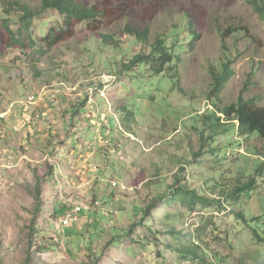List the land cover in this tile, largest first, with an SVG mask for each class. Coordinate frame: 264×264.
Wrapping results in <instances>:
<instances>
[{
    "label": "rangeland",
    "instance_id": "rangeland-1",
    "mask_svg": "<svg viewBox=\"0 0 264 264\" xmlns=\"http://www.w3.org/2000/svg\"><path fill=\"white\" fill-rule=\"evenodd\" d=\"M44 1L0 0V264H178V253L154 241L145 225L136 229L150 238L147 248L131 241L129 229L157 199L168 212L177 210L173 204L188 215L193 205L201 212L186 218L184 227L191 230L168 242L196 237L192 228L211 218L204 239L220 259L264 264L263 180L253 196L226 210L213 205L204 212L196 203L234 187L241 169L256 174L264 162V140L243 138L230 125L229 131L218 128L217 142L241 143L237 154L235 147L219 150L218 143L201 153L204 126L192 124L212 112L222 117L220 110L241 95L264 108V13L257 8L264 0H82L102 19L72 26L45 9ZM14 2L36 14L30 30L17 6L9 10ZM7 25L21 43H12ZM128 27L148 29V40L124 35ZM172 28L182 29L184 42L177 44ZM52 31L63 34L53 48L47 40ZM95 31L112 40L102 44ZM189 33L199 35L192 48ZM166 34L179 58L165 75L178 77L179 89L174 80H167L171 88L159 85L149 68L142 75L123 67ZM228 59L233 76L215 107L205 98L211 72ZM77 103L80 121L63 126L70 120L64 109L71 116L68 107ZM124 105L127 111L118 112ZM158 182L161 188L153 186ZM67 205L88 208L70 229L61 226L70 213L64 216L60 207ZM159 210L149 216L160 218ZM241 211L245 218L235 220L233 212Z\"/></svg>",
    "mask_w": 264,
    "mask_h": 264
},
{
    "label": "trees",
    "instance_id": "trees-1",
    "mask_svg": "<svg viewBox=\"0 0 264 264\" xmlns=\"http://www.w3.org/2000/svg\"><path fill=\"white\" fill-rule=\"evenodd\" d=\"M261 2L262 0H258ZM257 2V3H259ZM11 6L13 8L9 10H14V8L17 6L20 11H22V21H23V26L25 28H29L30 24L33 23V20L36 16V14L29 8V7H23L19 2H14V4L11 3ZM260 7V8H259ZM44 8L48 9L50 11L57 12L58 14L62 15L63 17H66L68 20L69 26H72L74 23H91L95 24L101 21L102 18L101 14L97 12L95 8H87L84 7L82 4V0H45L44 1ZM258 11L263 14L264 13V6H258ZM8 10L7 15L10 16L11 13ZM8 22V21H6ZM187 27H191V25H187L184 23ZM10 37L12 38V43L13 44H19L21 43V40L17 37L15 34V31L10 29L8 25L6 26ZM72 27H69V30ZM182 29L178 28H172L171 34L175 35V40L177 44H180L181 42H184L183 39L180 36V31ZM97 32V39L101 41L102 44L108 45V41L112 40V37L109 35H105L104 33H99L100 31H95ZM189 32V31H188ZM192 32V31H191ZM233 30L229 31V34H232ZM124 35H129L137 39L138 41L141 42H146L149 38V30L145 31H140L138 28H126V30L123 32ZM192 33H189V37L192 40L195 38L197 39V35H191ZM32 35V34H31ZM63 34H59L55 31H52L50 34V37H48L47 40L50 41V47L53 48L54 45H56L60 38L62 37ZM223 35V38L226 40L227 35ZM175 43V42H174ZM172 46L171 42V37L169 35H165L164 37H160L158 40H156L152 45L149 46L148 52L144 51L143 53H140L139 55H135L132 57L131 60H129L128 64H124L123 67L124 69L129 72V73H141L143 75L144 70L146 68H149V71L154 73V76H161L158 79V82L160 83L161 81L164 82L166 80V77L164 73L166 72L167 66H171L174 64L176 61L177 55L174 52V49ZM225 49V48H224ZM232 60L228 59L227 63H224L221 65V70L220 72H216L215 70H212L211 75H212V84L210 87V90L207 92V95L205 98L208 101H211L212 104L215 107L219 106L220 100H219V92L222 90V88L227 84L230 78L233 76V71L230 69V64ZM173 70V67H170ZM127 75L122 76L121 78H126ZM120 78V79H121ZM175 83V82H174ZM194 100V99H193ZM62 104H65L64 102ZM71 111V116L67 114V109H64L65 112H63L64 118L68 116L70 118L69 121H66L65 127L71 126L72 123H77L80 120H78V117L81 115L80 109L78 108V103L73 104L70 107ZM127 106L124 105L122 107L118 108V112H126L127 111ZM222 117H218V114L216 112L209 113L203 117V122L200 121V118L197 119L196 121H193V126L199 122L201 126H204V129L201 130L200 132V137H199V143L201 144V153L204 152V148L206 145L209 143H218L217 140L219 138L218 128H225V130L229 131L230 124H232L236 134L240 135L241 137L248 138V137H258L259 139L264 140V108H260L258 106L253 105L250 101L244 100L242 97L238 100V102L235 105H230L228 107H224L220 110L219 113ZM224 118L223 121H225L226 124L222 125L221 121ZM230 123V124H229ZM222 126V127H221ZM48 131L51 132V136H53V128H51L50 124H48ZM219 144V143H218ZM231 147H235L236 149V154L238 153V150L241 147V144L238 145H233L229 144L227 142H222L219 144L218 149L219 150H229ZM211 149L210 151H212ZM208 151V152H210ZM207 154V153H206ZM234 154V155H236ZM233 155V156H234ZM240 159H235V163H238ZM233 161V162H234ZM261 166L257 170V173L254 174L253 176L249 175L247 170H240L238 173L239 178H236L232 180L234 187L228 188L225 191H223L221 194L216 195L219 198L218 199H206V200H196L197 202H201V204L204 205V212L210 208L211 206L215 205V209H220V210H226L228 205H239L240 203L243 202L244 198L248 196V193H252V196L255 194V192L258 191L259 187L261 184L264 182V162H261ZM261 180H263L262 183ZM153 186H161V182L156 183ZM153 188V187H152ZM157 189L156 191L160 190ZM171 185L167 186V190L163 193L164 197L168 195V192L171 191ZM160 197V196H159ZM249 197V196H248ZM163 200V199H162ZM162 200L157 199V203H151L148 205L149 208H146L147 213L143 215L141 219H137L133 226L129 229L130 234L132 235L131 241L134 243H138L141 247L147 248L150 242L149 237H143L140 232L137 231L136 228L139 226L145 225V227H148L149 231L151 232V235L156 236V242H164L166 243L167 247L175 250L179 257L181 258L180 263L182 264H228L227 260L220 259V255L214 251L212 252V248L209 245V242L204 239L206 236L205 233L207 231V225L212 224L213 221L211 218L209 221L199 229V228H192V231L196 234V237L194 236L191 239H188V236L185 235L184 239L180 242H168L167 238L170 236L173 238V234H178L181 231H184L185 229H190L189 226L184 227L185 225V220L186 218H192V215L195 213H201L200 211L198 212L196 210L195 205L190 206L189 208V215L188 213H184L177 205L173 204L171 207L177 209L173 211L168 212L166 210V206L163 205V202L161 203ZM96 201H94L95 203ZM184 204L185 199H183ZM156 203V204H155ZM195 203V204H196ZM227 205H226V204ZM155 205V206H154ZM162 207L160 208V206ZM96 206L98 205V201L96 203ZM74 207L75 206H62L60 207V210L64 212L65 214L70 213L71 215L74 212ZM151 209V210H149ZM158 209V217L162 218H153L149 216L150 211H155ZM88 212V208L82 207V209L79 211L77 214L79 220L82 219V214L84 212ZM90 211V210H89ZM160 212H164L163 215H159ZM203 212V211H202ZM220 212H225V211H220ZM57 213V211H55ZM233 217L236 220L238 216V220H242L245 218V212H233ZM182 214V228L180 230H177L176 225L180 224L176 216ZM231 215V214H230ZM236 215V216H235ZM197 216V215H196ZM67 217V216H66ZM85 217V216H83ZM228 218V217H226ZM226 218L224 220H226ZM232 216L230 217V219ZM155 219L156 222L162 221L161 225H163V228H166L167 230L164 231L163 228H157L161 225H155ZM147 220L149 223H147ZM138 221H141L140 223ZM62 222V221H61ZM231 222V221H230ZM76 222L69 226H65L63 228H69L73 225H75ZM157 224V223H156ZM62 226V225H61ZM151 226V227H149ZM70 229V228H69ZM67 230V229H66ZM191 230V229H190ZM134 231L138 234V236L134 237ZM67 233V232H66ZM128 233V237L129 236ZM253 236L255 239L262 243L263 239L259 236V234L253 232ZM197 237L203 238V241H200V239H197ZM219 238V237H218ZM210 257H212V260H210Z\"/></svg>",
    "mask_w": 264,
    "mask_h": 264
},
{
    "label": "clouds",
    "instance_id": "clouds-1",
    "mask_svg": "<svg viewBox=\"0 0 264 264\" xmlns=\"http://www.w3.org/2000/svg\"><path fill=\"white\" fill-rule=\"evenodd\" d=\"M188 25H190V24H188ZM32 26H33V23L32 24H30V27L29 28H26L27 30H30L31 28H32ZM192 27V26H191ZM139 29V28H138ZM236 31V29H234L233 30V32H232V34L234 33ZM232 34H230V35H232ZM194 35H197V34H194ZM198 36V38H199V35H197ZM197 38V39H198ZM172 38H171V42H172ZM196 39L194 38L193 40H192V42L189 44V46L192 48V44H193V42L195 41ZM156 41V40H155ZM154 41V42H155ZM172 47V46H171ZM175 48V43H174V46H173V49ZM175 52V51H174ZM175 54H176V52H175ZM139 55V54H138ZM177 55V54H176ZM177 58H179V56L177 55ZM177 60V59H176ZM232 60V59H231ZM220 70H221V67H220ZM220 70L218 71V72H220ZM164 75H165V73H164ZM166 77H167V75H165ZM154 77H158V79L161 77V76H154ZM153 77V78H154ZM167 80H174L175 81V83H176V86H175V88L174 89H179V87H180V83H178V82H176L177 80H178V77H175V78H173V77H171V76H168L167 78H166V80L164 81V82H158V84L159 85H161V84H167ZM230 80V79H229ZM228 83V82H227ZM167 87H170L168 84H167ZM171 88V87H170ZM243 98V95H241L240 97H239V99L240 98ZM31 99V98H30ZM238 99V100H239ZM244 99V98H243ZM245 100V99H244ZM246 101H248V100H246ZM238 102V101H237ZM236 102V103H237ZM235 103V104H236ZM235 104H233V105H235ZM253 105H255V104H253ZM255 106H257V105H255ZM259 107V106H258ZM260 108H263V107H260ZM230 124V123H229ZM230 125H232V124H230ZM244 138V137H243ZM256 138H258V137H256ZM259 139V138H258ZM239 144H241V143H239ZM241 148V147H240ZM238 152H239V150H238ZM194 216H196V214H193Z\"/></svg>",
    "mask_w": 264,
    "mask_h": 264
},
{
    "label": "built area",
    "instance_id": "built-area-1",
    "mask_svg": "<svg viewBox=\"0 0 264 264\" xmlns=\"http://www.w3.org/2000/svg\"><path fill=\"white\" fill-rule=\"evenodd\" d=\"M74 206H75L74 212L71 215H68L67 217H65V219L61 222L62 227L69 226V225L73 224L74 222H77V220L79 219L77 217L78 216L77 214L82 209V207L76 206V205H74Z\"/></svg>",
    "mask_w": 264,
    "mask_h": 264
}]
</instances>
